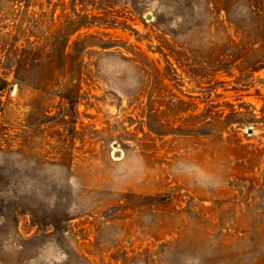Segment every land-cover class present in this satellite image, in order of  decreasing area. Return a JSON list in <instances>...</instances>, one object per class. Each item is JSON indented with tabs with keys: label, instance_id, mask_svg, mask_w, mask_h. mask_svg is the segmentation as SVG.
Returning a JSON list of instances; mask_svg holds the SVG:
<instances>
[{
	"label": "rangeland",
	"instance_id": "374dc122",
	"mask_svg": "<svg viewBox=\"0 0 264 264\" xmlns=\"http://www.w3.org/2000/svg\"><path fill=\"white\" fill-rule=\"evenodd\" d=\"M0 264H264V0H0Z\"/></svg>",
	"mask_w": 264,
	"mask_h": 264
},
{
	"label": "built area",
	"instance_id": "2783aa9c",
	"mask_svg": "<svg viewBox=\"0 0 264 264\" xmlns=\"http://www.w3.org/2000/svg\"><path fill=\"white\" fill-rule=\"evenodd\" d=\"M5 102V97L0 94V105Z\"/></svg>",
	"mask_w": 264,
	"mask_h": 264
}]
</instances>
